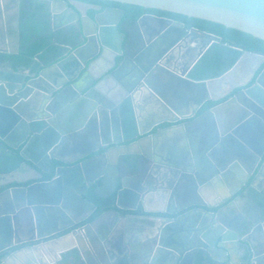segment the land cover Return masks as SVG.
Segmentation results:
<instances>
[{"label":"water","instance_id":"95a60500","mask_svg":"<svg viewBox=\"0 0 264 264\" xmlns=\"http://www.w3.org/2000/svg\"><path fill=\"white\" fill-rule=\"evenodd\" d=\"M110 1L214 21L264 40V0ZM103 14L88 17L92 29L77 14L76 42L65 45L67 50L51 64L25 69L21 61L5 59L11 52L0 46V264H133L143 258L150 264H264V191L255 199L259 204L254 201L255 215L235 208L239 196L234 195L252 171L240 175L235 169L240 155L226 149L236 143L249 152L243 131L264 128V67L250 87L198 117L205 124L226 110L231 120L227 123L224 116L223 130L216 126L209 141L189 134L180 160L162 154V130L152 133L163 123L192 118L204 102L249 84L264 65V52L230 44L206 30H187L166 17L144 15L138 24L141 29L142 21L154 24L147 29L156 34L155 51L147 42L134 57L128 54V39L124 42L128 32L118 28L123 11ZM191 38L197 46L193 61L182 67L159 63L162 56L194 46ZM156 62L164 69L162 81L172 79L166 91L140 81L142 72H149L144 64ZM179 97L188 100L186 115L177 108ZM211 148L221 150L219 158H211ZM82 150L73 160L63 157ZM256 153L258 161L264 145ZM54 160L62 164L53 168ZM44 173L54 176L45 180ZM229 177L237 180L232 195L208 201L204 189ZM91 188L101 198L115 194L119 208L142 205L155 213L152 225L132 236L119 227L120 217L104 234L91 222L62 235L96 209L87 196ZM199 195L207 200L200 210L211 217H198L201 226L162 215L177 213L180 209L171 210L177 203L195 204ZM81 235L90 247H82ZM72 248L78 252L64 256Z\"/></svg>","mask_w":264,"mask_h":264},{"label":"flooded vegetation","instance_id":"af4514ba","mask_svg":"<svg viewBox=\"0 0 264 264\" xmlns=\"http://www.w3.org/2000/svg\"><path fill=\"white\" fill-rule=\"evenodd\" d=\"M54 8H55V10H57L56 16H55V13L53 12ZM70 8L74 9L77 14H80V18H83L87 22V28H89V29H92L93 25L89 23L88 17L95 18L97 15H100L103 18L104 17L103 13L106 10H109V9H120V10H122L123 14L118 21V28H119V31H121L123 33L125 31L128 32V34L125 36L124 42L128 39L127 51H128L129 55H133L134 57L138 56L141 53V51H143V49H145L147 42H149L151 47H152L151 51L152 52L155 51L153 48H154V41L156 40V38H155L156 34L151 29H147L148 25L154 26V24L150 23L149 20L142 21V24L144 26L143 29H141L139 24H138L140 18L144 15H152L154 17H166L168 19H172L174 21L183 23L187 30H191L192 28H198V27L193 26V25H188L186 23V21H184L182 19L169 17L165 14H162V13L160 14L158 12L150 11V10L144 11L137 18H132L130 15L125 14V10L122 7L111 4V3H106L105 1L99 2V1H94V0H0V39L5 40V43H3L1 41L2 43H0V46L7 48L8 51L11 52V53L5 55L4 58L10 59L13 62H14V60H16L15 57L19 56V55L30 58L31 62L29 64L25 63L24 61L20 62L21 63L20 65H22L25 69H28L30 67L36 68V67H38L40 62L42 64H51V62H53V60H57L58 57L60 55H62V53L65 50H67V48H65V45L68 46V48H70V46L73 45L77 40V36L75 35V32L77 31V19H78V17H77V14H75ZM105 16L109 19H115V20H118V18H119L118 15L117 16H115V15L110 16L109 15L110 17H108L107 15H105ZM30 18H33L34 20H36L38 22H44L43 27L39 26V27H37V31L34 30V32H32L34 27L29 26V24H30L29 19ZM27 37H29V41H26ZM43 38L50 39L51 43L60 47V49H61L60 53L57 54L56 56L50 58L49 60L46 58H42L43 57L42 55H44L45 51L46 52L48 51V49L46 50V48L42 51H39L34 56L27 55L26 50L32 44V41L41 40ZM190 40L193 42V43H191V45L194 44L196 41L193 38H191ZM155 46H157V45H155ZM196 48H197V46H196V44H194V46H192L190 48H186V50L185 49L177 50L174 53L170 54L169 56H162V58H164V59L161 58L162 60H158V61H159V63L165 62V63L171 65L172 67H182L185 65V62L187 60L190 59L191 61H193L195 59L196 50H197ZM260 52H262V51H260ZM120 59L122 60L123 57H121ZM126 64L129 68H132V64L130 62H127ZM157 65H158L157 62L151 63L150 65L144 64V68H148L149 72L148 71L142 72L141 76H143V78H141L140 81L143 83H145V81H149V83L153 84L154 87H156L157 89L166 91L167 88H170L172 86V84H171L172 79H170L169 81L166 79L162 81L163 76H165L164 69L157 67ZM141 67L143 69V66H141ZM263 67H264V65L259 69V71L256 73V75L254 76V78L251 80V82L249 84L239 86V87L233 89L232 92H230L225 97H222L221 99L213 100V101H216L217 103L214 104L213 106L201 111L202 106L207 101L204 102V104L199 108L197 113L194 116H192V118L187 119L185 122L192 123L194 120H197L198 117L202 113L207 111L208 109H211V108L229 100L232 96L237 94L239 91H242L243 89L250 87L255 82V79H256L258 73L261 71V69ZM141 87H142V85H141ZM145 87L150 89L149 84L148 85L145 84ZM146 93H148V92L145 91V94ZM139 95H140V93L138 94V97H139ZM176 102H178V101H176ZM141 105H143V102H141ZM134 109H135V107H134ZM144 109H146V108H144ZM233 109H237V108H233ZM230 112L232 113V109L230 110ZM230 112H229V114H230ZM222 116L223 115L221 114V116L219 117L220 119L216 118L213 121L212 120L207 121L208 129L206 128L207 131L204 135L205 137H202V138L208 140L207 137L214 133V131H212V130H214L216 126L219 127L220 131L223 130V127H224L223 118H224V116L223 117ZM225 117H227L226 122L229 123V120H231L230 116L225 115ZM185 122H183V123H185ZM164 124L165 123L161 124L158 127V129H160V127ZM209 127H210V130H209ZM249 129H250V127L248 128V130L243 131L245 141L249 146L247 148V149H249V152L246 150L240 151L239 149H237L236 143H234L233 146H231V148H226V149H228L229 152L235 151L238 155H240V158L242 160L247 161L249 164V167H247V168L252 171L251 172V174H252L254 172V170H256L258 168V164L260 162L259 160H261L262 157L264 156V154H263L262 157L260 159L258 158L259 160L257 161L258 156H257L256 150H255V149H257V148H255V147H257V144H258V146H261V148L257 151L262 150V147L264 145V128L262 129V132H257L255 130L249 131ZM252 139H254V140H252ZM188 147H189V145H186V147L181 150V156L180 157H183L185 155L186 149ZM135 148L139 149V147H135ZM145 149H147V148H145ZM84 152H85L84 150H82L81 152L80 151L71 152L70 155L75 154V157H76L77 155H80ZM209 152H212L211 158H214V159L219 158V156L221 154V150L218 148L216 150H214V148H211ZM150 153H152V152H150ZM166 153H167V150H165L162 154L165 155ZM67 156H69V155L66 154L63 157L66 158ZM220 159H222V158L220 157ZM55 161L56 160H54L52 163L53 168L58 167L62 164L61 163L59 165H56ZM235 161L238 162L240 160H235ZM53 176L54 175H51L49 173H44L43 179L49 180V179L53 178ZM3 181L4 180H2V181L0 180V183ZM91 189H93V191H94V188H91ZM244 189H246V187L243 188V190ZM113 196H115V194ZM236 196H239L240 198H246V200H247V198L249 200H252L250 202L248 200L246 201L247 204H250V208H247L245 210L246 212H248L249 214H252V215H255L258 212V210L256 208L257 205L254 202L255 200L252 197L248 196V193L242 194V192H239V193L234 195V197H236ZM115 198H116V196H115ZM257 198H259V194L255 195V199H257ZM194 201H195V204H189V206H188L189 211H187L188 212L187 214L186 213L180 214V212H182L183 204L177 203V205H175L174 208L172 207V209H171L173 211L180 209L179 211H177V213H174V214L163 213L162 215L165 217H168V216L178 217L179 216V220H183L184 222H187L190 224L193 223L195 225L201 226V220L202 219L198 220V217L203 218V216H204V217L209 218V219L211 217H210V215H208V213L202 212L200 210L202 208V206L200 205L201 202L205 201V199L202 198L201 195H199L198 198ZM258 203H259V201H258ZM97 208L98 207L96 206V209L93 212H91L89 214L86 213L82 217H79L78 222H76L73 226L68 227L62 233V235L70 232L71 230H73L75 228H79L81 226L87 225L88 223H91V222H94L93 226L98 231H100L104 234L105 232H108L110 230V228L113 226V224L121 217L122 219L118 223L119 227L122 230L123 229L126 230L127 234H130L132 236H137V235H140V234L146 232L150 228V226L152 225L153 219H154L153 217L155 216V213H149V212L144 211V208L142 205H138L137 208H134V209H122V208L115 206V202H114L113 207L104 210L103 212L99 213L97 216L92 218V216L96 212ZM208 210L209 211H215L216 208L215 209H208ZM106 214L107 215L108 214H114L113 222H112V224H110L108 226V228L106 226L99 228V226H100L99 220L102 219ZM183 214L184 215L186 214V215L183 216ZM137 219L144 220L146 224L137 226L136 222H135ZM89 231L90 230L88 229V231H86V232L89 233ZM56 235L57 234H54V235L50 236L49 238H54V237H56ZM82 239H84V241H82ZM85 239H86V237H84V235H81L82 247H83V245L86 246L85 245V243H86ZM86 247H90V244L87 245ZM72 252L76 253L78 251H76V249L72 248L67 253H65L64 256H70V254ZM146 261H149V264H150L151 260H146V258H143L142 260H140L136 263H133V264H144ZM96 263H100V261L97 260ZM164 264H172V262H164Z\"/></svg>","mask_w":264,"mask_h":264},{"label":"crops","instance_id":"0c3cea01","mask_svg":"<svg viewBox=\"0 0 264 264\" xmlns=\"http://www.w3.org/2000/svg\"><path fill=\"white\" fill-rule=\"evenodd\" d=\"M176 105H177L179 112L183 115H186L187 112L190 110V109H187L189 104H188V100L186 97H179V100ZM223 111H226V110H223ZM223 111L222 113H220L219 117L221 116V114L225 116V113ZM177 115L181 116L179 113ZM186 120L187 119H181L180 121H177V122H166L164 125L160 127V130H162L163 135L160 137L159 142H161L160 144L165 145V148L167 150V153L165 154V156H171L174 160H180L181 150L185 148L186 145H189V137H188L189 134H191V136H195V138H198V140H200V138L205 137L204 135L208 129L207 122L203 124L202 120L199 118L197 119L198 121L194 120L192 123H187L185 122ZM157 130H158V127L153 128L152 133L156 132ZM209 130H210V127H209ZM150 143H151V140L146 142L147 148L149 147L148 145H150ZM255 148H257L255 150H259L261 146H258L257 144V147ZM74 158H75V154L73 155L71 154L66 157V159H69V160H73ZM259 161L260 162L258 164V168L254 170V172L250 175L251 177L249 181L247 182V185L243 187V188L246 187V189L243 190L242 188L241 190L238 191V193L242 192V194L248 193V196L252 197L254 200H255V195L260 194L261 190H264V156ZM238 167L236 166L235 169L240 173V175H242L243 173L246 174L247 172L246 169L247 167H249V164L247 161L241 160L240 162L238 161ZM226 182L224 180L223 182L224 184L222 185H217L213 182L211 186H209V188L204 189L203 195H205V197H207V200L210 202H212L213 200L216 201L218 199L223 200L224 198H229L233 193L231 191V188L235 185V183H237V180L229 177V179L228 178L226 179ZM207 200L205 201L207 202ZM247 200L249 202L252 201V200H249L248 198ZM247 200L246 198H240V197L237 198L235 201V208L237 210L239 209L246 210L247 208H250V204L246 203ZM182 204H183L182 212H180V214L182 213L187 214L188 213L187 211H189V208H188L189 204H186V203H182ZM113 217H114V214H108V215L106 214L102 219L99 220V223H100L99 228L104 227V226L108 228V226L112 224L113 222ZM135 222L137 226L146 224L145 221L142 219H137ZM85 241H86L85 245L86 246L89 245L86 239ZM239 257L240 256L235 255L234 260L239 262Z\"/></svg>","mask_w":264,"mask_h":264},{"label":"trees","instance_id":"16d2710c","mask_svg":"<svg viewBox=\"0 0 264 264\" xmlns=\"http://www.w3.org/2000/svg\"><path fill=\"white\" fill-rule=\"evenodd\" d=\"M94 1H99V2L105 1L106 3H111L114 5L120 6L125 10V14L130 15L132 18H137L140 14H142L146 10L155 11V12H158L160 14L162 13V14H165L169 17L179 18V19L186 21V23L188 25H193V26H196L202 30H206V31L215 33L217 35H220L222 37L223 41H225V42H228L230 44L242 47V48L249 50V51H256L257 50V51L264 52V40L257 38L250 33L238 30L236 28L226 27L225 25H223L221 23H217L214 21L201 19V18L188 17V16L183 15V14L173 13V12L159 10V9L145 8L143 6L135 5V4L120 3V2L110 1V0H94ZM29 20H30L29 26L34 27L32 32H34V30L37 31V27H39V26L43 27V25H44V22H38V21L34 20L33 18H30ZM26 41H29V37H27ZM45 48H46V50L48 49V51L47 52L45 51L46 54L44 53V55H42L43 56L42 58H46L48 60L50 58L56 56L57 54H59L61 51L60 47L51 43L50 39L43 38L41 40L32 41V44L26 50V54L29 56H34L39 51H42ZM15 58H16V60L24 61L27 64H29L31 62L30 58L22 56V55L16 56ZM216 103L217 102L213 101V100L207 101L202 106L201 111L213 106ZM55 164L59 165V164H61V162L55 161ZM87 196L98 207L96 212L93 214L92 218H94L99 213L103 212L104 210L114 206L115 196H112L110 198H101V197L95 195L93 189H91L89 191Z\"/></svg>","mask_w":264,"mask_h":264}]
</instances>
